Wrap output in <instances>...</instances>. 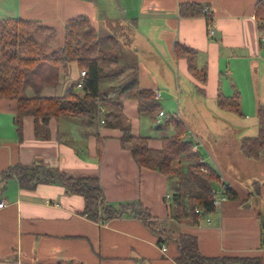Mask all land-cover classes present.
Listing matches in <instances>:
<instances>
[{
    "label": "crops",
    "instance_id": "0c3cea01",
    "mask_svg": "<svg viewBox=\"0 0 264 264\" xmlns=\"http://www.w3.org/2000/svg\"><path fill=\"white\" fill-rule=\"evenodd\" d=\"M185 1L203 4L212 15V35L204 16L179 15L178 5ZM256 1L0 0V8L4 7L0 18L38 19L56 32L64 31L68 19L84 15L100 37L114 33L121 43L123 32L118 33L117 25H125L130 43L121 44L120 57L130 47L143 52L135 68L103 81L102 88L135 78L141 88L158 89L159 108L164 112L159 122L140 114L136 99L123 100L122 113L130 120L132 134L148 136L149 146L159 149L163 134L154 130L155 123L175 114L184 123V137L205 165L219 174L213 188L228 184L237 199L224 198L214 211L201 215L198 224L178 223L171 217V198L169 202L165 199L166 194L172 195L174 180L139 167L131 153L122 149L118 128L96 127L105 137L99 158L96 136L83 137L73 120L50 118L49 137L40 139L34 128L43 134L46 127L40 119L27 115L19 139L13 121L15 104L1 99L0 112L3 116L9 113L11 128L8 134L0 132V172L17 162L29 164L40 158L71 176L98 177L107 201L139 200L152 216L168 222L170 235L196 236L201 254L259 257L264 264V150L258 159L248 158L240 150L243 138L259 135L257 109L264 106V45L260 40L264 33L260 35L254 18ZM175 42L198 51L197 63L207 69L205 84L188 72L184 58L176 57ZM58 73V81L43 86L41 95L61 96L82 78L76 62L61 67ZM27 92L33 94L32 89ZM218 94L237 95L239 110L220 107ZM166 129L167 134L173 133L172 126ZM57 135L80 148V154L74 146L58 141ZM247 169L257 173L244 178L241 170ZM1 200L5 205L0 207V264H177L171 239L162 244L166 247L163 252L155 229L128 213L103 224L90 220L81 213L83 197L66 192L57 183L27 189L12 177L0 184Z\"/></svg>",
    "mask_w": 264,
    "mask_h": 264
},
{
    "label": "trees",
    "instance_id": "16d2710c",
    "mask_svg": "<svg viewBox=\"0 0 264 264\" xmlns=\"http://www.w3.org/2000/svg\"><path fill=\"white\" fill-rule=\"evenodd\" d=\"M178 13L182 17L202 15L207 22L212 20V15L205 12L204 5L199 2H180ZM254 18L262 35L264 0L256 1ZM56 39V29L38 19L0 18V99L15 104L13 121L19 139L22 137V119L27 115L40 119L46 127L41 134L35 126V136L40 139L49 137L47 123L50 118L73 120L77 121L83 137L90 133L96 136V158H99L105 137L98 133L96 127L118 128L121 131L119 140L122 149L131 153L139 167L149 168L174 180L169 203L173 219L178 223L195 225L199 223L201 215L214 211L212 183L219 179V174L205 165L200 153L184 137L182 120L175 114H168L162 123H155V128L164 132L160 138L161 147L151 148L148 136L132 134L130 120L122 113V102L125 98L136 99L139 113L147 114L156 122L160 104L152 90L141 88L132 78L123 79L102 91L103 81L118 77L125 69L135 68V60L122 62L119 55L121 43L117 36L112 33L100 37L89 18L80 15L65 22L63 44L57 45ZM173 49L176 57L186 60L188 72L201 85L205 84L207 69L205 65H198V51L179 42H175ZM70 62H76L80 72L85 71L79 81L81 87H70L61 96L41 95L43 86L55 84L59 69ZM29 89L33 90V94H28ZM197 90L204 94L202 87H197ZM217 104L238 111L240 102L237 95L218 94ZM101 109L105 111L101 112ZM257 115L259 135L243 138L240 142L241 153L252 159L260 158L264 150V106H258ZM168 126H172V134H167ZM57 139L74 146L60 135H57ZM75 150L80 154V148L75 147ZM12 177L23 188L32 189L39 183H57L66 192L81 195L84 199L82 215L101 224L126 213L141 219L158 233L159 247L170 239L174 242L177 264H262L259 257H210L201 254L196 236L182 233L170 235L165 227L166 221L152 216L139 200L107 201L98 177L71 176L40 158L29 164L17 162L0 172V181ZM223 185L226 198H238L228 184ZM196 208L201 213L196 212Z\"/></svg>",
    "mask_w": 264,
    "mask_h": 264
},
{
    "label": "rangeland",
    "instance_id": "374dc122",
    "mask_svg": "<svg viewBox=\"0 0 264 264\" xmlns=\"http://www.w3.org/2000/svg\"><path fill=\"white\" fill-rule=\"evenodd\" d=\"M2 11H4V7L3 8H0V13L2 12ZM11 11H13L14 13H16V10L15 9H12ZM125 26V25H124ZM124 26H122V25H117V28H118V33L119 32H123L122 33V37H121V44H122V46L123 45H129V43H130V37H129V34L128 33H125V31L123 30L124 29ZM58 34H57V39H56V44H63V41H64V31L63 30H59L58 32H57ZM106 37V36H105ZM132 47H130V48H128V50H126V55H124V56H122L121 57V59H122V62H124V63H126V62H129L128 60H135L136 62H137V58L139 57V54H142V52H143V49H139V50H137V51H134V49H133V51H132ZM264 49V48H263ZM263 58H264V55H263ZM121 62V63H122ZM122 65H123V63H122ZM101 89H102V91H105V90H107V88L106 89H103L102 88V86H101ZM107 96H109L108 94H107ZM257 106V105H256ZM103 112L105 111L104 109L102 110ZM8 115H9V113H6L4 116L2 115V113L0 112V116H2V117H0V132H7V134H8V130L11 128V118L9 119L8 118ZM170 128V127H169ZM155 131H159V132H161V133H163L164 131L163 130H158L157 128H155L154 129ZM167 130V129H166ZM167 132V131H166ZM188 132V134H190V131L189 130H187L186 131V133ZM248 135H252L250 132H249V134ZM247 137H249V136H247ZM202 154H204V152L202 151L201 152ZM257 173V171H254V170H250V169H247V170H241V174L242 175H244L243 177L245 178L246 176L247 177H254V175ZM4 180H2V181H0V184L3 182ZM215 181V180H214ZM213 181V182H214ZM255 183H257V184H259V182L258 181H255ZM212 185H213V183H212ZM260 185V184H259ZM170 189L172 190V191H174V186L172 185V186H170ZM255 190V189H254ZM173 193V192H172ZM166 201H168V200H166ZM169 202V201H168ZM170 210L172 211V209H171V207H170ZM161 221H165V220H161ZM165 227L167 228L168 227V222L166 221L165 222Z\"/></svg>",
    "mask_w": 264,
    "mask_h": 264
},
{
    "label": "built area",
    "instance_id": "2783aa9c",
    "mask_svg": "<svg viewBox=\"0 0 264 264\" xmlns=\"http://www.w3.org/2000/svg\"><path fill=\"white\" fill-rule=\"evenodd\" d=\"M204 11L205 12H208V10L204 7ZM208 33L210 34V35H212L213 34V30H212V27H211V22L210 21H208ZM261 43H262V45H264V36L263 37H261ZM85 74V71H81V76H83ZM76 87L77 88H80L81 87V82H78L77 84H76ZM153 94H154V96L156 97V98H159V96H160V91L158 90V89H154L153 90ZM103 109H101V111H102ZM164 116V112L162 111V110H160L159 112H158V115H157V121L159 122V121H161L162 119V117ZM103 122V121H102ZM203 170H205V169H203ZM223 187H224V185L222 184L218 189L217 188H213V195H212V197H213V206H214V208H217L219 205H220V202L224 199V198H226L225 197V194H224V190H223ZM171 198V195L170 194H166L165 195V199L166 200H169ZM5 205V201L4 200H1L0 201V207H3ZM195 211L196 212H198V213H201V210L199 209V208H196L195 209ZM208 220V219H207ZM161 249H162V251L164 252L165 250H166V247H164V246H162L161 247ZM7 264H22L21 262H8Z\"/></svg>",
    "mask_w": 264,
    "mask_h": 264
},
{
    "label": "bare ground",
    "instance_id": "6f19581e",
    "mask_svg": "<svg viewBox=\"0 0 264 264\" xmlns=\"http://www.w3.org/2000/svg\"><path fill=\"white\" fill-rule=\"evenodd\" d=\"M101 112H103V111H101ZM259 157V156H258Z\"/></svg>",
    "mask_w": 264,
    "mask_h": 264
}]
</instances>
